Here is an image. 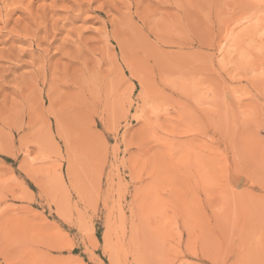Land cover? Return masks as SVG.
<instances>
[{
  "label": "rangeland",
  "instance_id": "1",
  "mask_svg": "<svg viewBox=\"0 0 264 264\" xmlns=\"http://www.w3.org/2000/svg\"><path fill=\"white\" fill-rule=\"evenodd\" d=\"M0 264H264V0H0Z\"/></svg>",
  "mask_w": 264,
  "mask_h": 264
}]
</instances>
